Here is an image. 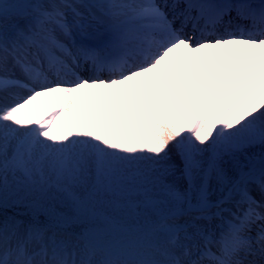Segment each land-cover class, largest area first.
<instances>
[{"label": "snow or ice", "instance_id": "6c2138e0", "mask_svg": "<svg viewBox=\"0 0 264 264\" xmlns=\"http://www.w3.org/2000/svg\"><path fill=\"white\" fill-rule=\"evenodd\" d=\"M0 264H264V0H0Z\"/></svg>", "mask_w": 264, "mask_h": 264}]
</instances>
